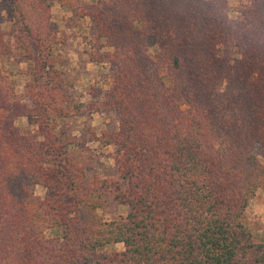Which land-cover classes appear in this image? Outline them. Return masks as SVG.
<instances>
[{"label":"trees","instance_id":"obj_1","mask_svg":"<svg viewBox=\"0 0 264 264\" xmlns=\"http://www.w3.org/2000/svg\"><path fill=\"white\" fill-rule=\"evenodd\" d=\"M54 1L0 0L31 76L24 102L1 67L0 19V264H264L243 222L264 189V0L73 8L91 24L89 62L109 71L83 108L116 116L83 141L57 132L72 100L51 59ZM22 118L37 131L22 132ZM81 142L112 148L113 177L86 178L70 155ZM36 186L50 195L36 198ZM104 194L126 215L82 219L80 205L96 211Z\"/></svg>","mask_w":264,"mask_h":264},{"label":"rangeland","instance_id":"obj_2","mask_svg":"<svg viewBox=\"0 0 264 264\" xmlns=\"http://www.w3.org/2000/svg\"><path fill=\"white\" fill-rule=\"evenodd\" d=\"M97 1L100 0H70L66 6H63L58 0H55L51 3L50 8L51 29L55 31L51 59L53 58L55 61L54 71L57 73L56 77H59L57 83L61 86L60 89L65 90L72 100L70 108L64 109L65 120L58 121L60 126L57 132L62 131L64 135L73 137L76 141H83V137H90V131H94L97 137H100L102 131H109L116 126V116L114 114L92 112L89 115L87 108H83L85 104L97 100L99 95L97 85L100 86L102 81L107 79L109 71L107 64L89 62L87 54L94 52L91 24L87 18H81L77 14H73L72 9L88 7ZM228 2L232 9L237 5V0H229ZM229 16L235 18V13L231 12ZM0 19L7 47L1 67L4 72L17 74L13 78L16 98L28 102L25 86L31 81V76L28 74L30 66L22 54L16 50L14 36L17 34L9 35L11 33L9 22L4 12L0 13ZM107 51V49H103L101 53ZM154 51L155 48H151V53ZM34 121L36 120L22 118L17 121V126L22 132L28 129L37 131ZM86 125H88L87 128ZM97 145L81 142L78 147L70 148V155L76 162L86 166L84 172L87 179L113 177V161L111 159L113 150L112 148L101 149ZM34 195L38 199H44L45 195H50V193H47L43 187L36 186ZM101 203L102 207L100 209L91 212L87 211L89 209L86 206L80 205L81 218L84 220L110 221L126 215V208L117 205L105 194L102 195ZM243 222L250 231L253 241L264 243L263 188L256 190L249 200ZM122 249V245L117 244L108 247L106 251H121ZM104 256L105 251L96 255L99 260H103Z\"/></svg>","mask_w":264,"mask_h":264}]
</instances>
